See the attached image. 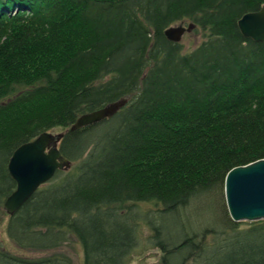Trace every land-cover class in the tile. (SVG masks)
Instances as JSON below:
<instances>
[{
    "label": "trees",
    "instance_id": "obj_1",
    "mask_svg": "<svg viewBox=\"0 0 264 264\" xmlns=\"http://www.w3.org/2000/svg\"><path fill=\"white\" fill-rule=\"evenodd\" d=\"M263 4L0 0V213L20 144L62 132L71 163L6 213L8 238L36 251L74 238L83 264H130L143 222L161 264H264V219L232 221L223 193L229 169L264 158V42L237 27ZM180 22L203 36L189 51L164 34ZM121 98L111 117L68 129ZM141 203L153 210L139 212ZM195 208L210 219L197 230L166 235L151 217ZM0 264L73 263L0 243Z\"/></svg>",
    "mask_w": 264,
    "mask_h": 264
},
{
    "label": "water",
    "instance_id": "obj_2",
    "mask_svg": "<svg viewBox=\"0 0 264 264\" xmlns=\"http://www.w3.org/2000/svg\"><path fill=\"white\" fill-rule=\"evenodd\" d=\"M195 24L180 22L164 30L167 39L180 42L193 30ZM241 34L254 41L264 42V4L259 9L243 14L237 20ZM121 98L98 109L77 116L69 130L109 118L125 105ZM63 133L41 132L33 139L20 144L11 154L7 168L16 186L5 199L3 208L12 215L58 169H66L71 163L59 150ZM223 193L227 212L232 221H257L264 219V158L229 169L224 177Z\"/></svg>",
    "mask_w": 264,
    "mask_h": 264
},
{
    "label": "rangeland",
    "instance_id": "obj_3",
    "mask_svg": "<svg viewBox=\"0 0 264 264\" xmlns=\"http://www.w3.org/2000/svg\"><path fill=\"white\" fill-rule=\"evenodd\" d=\"M187 23V22H186ZM185 23V24H186ZM203 36L201 33H195L193 31L186 33L182 39L181 43L184 49L187 51L194 48L201 40ZM61 133V132H57ZM139 212H144L147 209L153 210V206L149 203H141ZM0 213V243L3 247L14 254L29 256V257H37L41 255H45L46 253L58 252L65 254L68 256L73 264H83V253L80 244L74 239L71 238L64 245L58 247L55 250L51 251H36L24 249L17 246L14 242H12L6 232L5 225L7 222V215L4 209L1 210ZM209 215L205 214V211L201 208H195L193 212H184L181 211L173 213V214H164V215H153L152 218H157V221L160 223V226L163 228L164 234L169 235L171 233L182 232L183 228L187 230H197L201 226L210 222L208 217ZM263 220V219H262ZM259 221V220H257ZM256 221H238L237 223L240 225L248 224ZM138 227V240L139 245L132 252L129 262L130 264H161L160 259L162 256V252L156 247H151L149 245L148 237L152 236V233L147 225L141 222ZM174 238V236H173Z\"/></svg>",
    "mask_w": 264,
    "mask_h": 264
}]
</instances>
